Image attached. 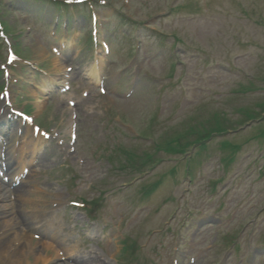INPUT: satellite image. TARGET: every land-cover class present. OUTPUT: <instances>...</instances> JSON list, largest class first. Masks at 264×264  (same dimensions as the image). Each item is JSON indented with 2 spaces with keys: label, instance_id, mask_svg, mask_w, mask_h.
<instances>
[{
  "label": "rangeland",
  "instance_id": "1",
  "mask_svg": "<svg viewBox=\"0 0 264 264\" xmlns=\"http://www.w3.org/2000/svg\"><path fill=\"white\" fill-rule=\"evenodd\" d=\"M0 8L10 11L11 39L29 48L0 85L53 135L34 138V151L29 132L8 144L33 151L23 160L16 151L18 169L28 170L23 198L9 193L2 203L12 207L1 218L12 213L31 237L20 239L31 248L20 264H50L42 247L54 243L40 227L65 243L53 264H264V121L237 123L240 108L264 116V0H3ZM6 49L0 41L4 65ZM216 113L237 128L214 124ZM186 129L228 133L207 139L203 152L206 143L186 155L157 148ZM124 149L153 161L139 171ZM94 201L90 212L71 205ZM38 206L45 218L36 219ZM132 245L130 261L122 255Z\"/></svg>",
  "mask_w": 264,
  "mask_h": 264
},
{
  "label": "bare ground",
  "instance_id": "2",
  "mask_svg": "<svg viewBox=\"0 0 264 264\" xmlns=\"http://www.w3.org/2000/svg\"><path fill=\"white\" fill-rule=\"evenodd\" d=\"M33 142H34L33 144L36 143L35 141ZM22 189L23 186L19 187V189H17L15 193H17L18 196H21V194L19 193L21 192ZM7 193H9L8 188L6 186L1 185L0 186V237L1 235H6L7 237L12 235L14 236V238L11 239L9 238V240L2 241L0 243V264H20L23 260L22 259L23 256L24 257L29 256L28 254H30L31 252L30 250L31 248L29 249L28 247L26 248V246L24 247V245L21 244L20 239L24 241H28L29 239H31V237L29 236L28 232L25 229H19L18 227H16L19 226L20 224L17 217L13 216L12 214H8L5 215L4 219L1 218L4 215L5 209H7L6 211H9V209L11 208V205H2V203L6 201L5 199L7 198ZM42 193L46 194L43 191ZM46 214L47 213H45L42 216H46ZM42 233L46 237L49 236L48 238H50L54 243V245L42 243V245L44 244L43 245L44 250L49 253H52V255L49 256L48 258L46 256L42 258V261L53 264L55 258L59 257V254L63 255V253H65V247H64L65 243H62L58 239H55L53 236H50V234L47 232H42ZM76 252L80 256V252H81L80 246L76 247ZM74 260L77 262L76 259Z\"/></svg>",
  "mask_w": 264,
  "mask_h": 264
},
{
  "label": "trees",
  "instance_id": "3",
  "mask_svg": "<svg viewBox=\"0 0 264 264\" xmlns=\"http://www.w3.org/2000/svg\"><path fill=\"white\" fill-rule=\"evenodd\" d=\"M249 118H253V116L250 115ZM219 123L220 122H217V124H219ZM223 132H224L223 130H214V131L204 130V131L197 133L195 135V139H190V133H186V135H187L186 137L178 140L180 147H178L176 149L181 151V150H185L186 148H188L189 146H192V145H196V144H200V143L203 144L204 142H206L207 139L214 136V134H221ZM227 145H229V144H227Z\"/></svg>",
  "mask_w": 264,
  "mask_h": 264
}]
</instances>
